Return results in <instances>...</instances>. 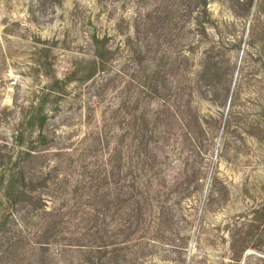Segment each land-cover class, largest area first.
<instances>
[{"label": "rangeland", "instance_id": "rangeland-1", "mask_svg": "<svg viewBox=\"0 0 264 264\" xmlns=\"http://www.w3.org/2000/svg\"><path fill=\"white\" fill-rule=\"evenodd\" d=\"M262 11V0H254L250 11L230 0H207L208 16L194 0H0V175L19 157L13 135L51 76L64 79L91 57L92 37L105 38L111 56L104 72L70 82L65 96L47 106L44 132L53 152H81L96 134L116 142L122 128H132V115L145 113L162 174L155 178L154 188L159 184L160 189L154 207L167 208L171 226L161 227L162 237L147 225L130 228L126 245L135 264H264ZM207 57L217 69L202 79ZM156 64L162 67L160 85L166 89L158 98L142 89L146 67ZM121 102L130 109L124 107L116 117L112 109ZM187 106L192 112L184 111ZM168 110L196 114L202 131L189 129L193 140L187 141L184 129L170 118L169 124L155 123L157 114L168 117ZM52 155L43 159L46 171L56 159L62 179L72 184L80 177L79 162ZM4 156H11L10 162ZM108 157L98 158L100 167ZM104 165L107 170L109 164ZM117 186L119 195L133 190L130 182ZM67 188L68 200L58 194L47 201V208L61 215L57 235L45 226L49 218L44 213L31 214L21 206L10 211L12 221L0 227V264H37L39 246L47 247L52 264L75 260L77 249L95 241L87 231L93 219L84 209L98 211L99 222L121 224L112 243L126 239L123 209L113 219L101 201L85 197L86 206L74 215L59 206L74 204L71 186ZM27 213L17 236L15 221Z\"/></svg>", "mask_w": 264, "mask_h": 264}, {"label": "trees", "instance_id": "trees-1", "mask_svg": "<svg viewBox=\"0 0 264 264\" xmlns=\"http://www.w3.org/2000/svg\"><path fill=\"white\" fill-rule=\"evenodd\" d=\"M232 4L235 2L239 5H244L250 11L254 0H230ZM264 5V0H262ZM194 6L208 16L207 13V0H194ZM264 11H262V14ZM92 55L89 59H84L80 66L74 67L64 79H58L51 76L50 83L46 89L41 92V96L34 106L30 115L25 117L19 124V128L15 131L12 139V146L17 148L19 157L14 159L8 173L4 176L0 175V189H1V207L2 212L0 215V227H4L9 221H12L11 210L17 206L27 208L34 213H44L49 218L45 220V226L52 232L53 235L59 234L60 230L57 227L62 224L61 215L55 209L47 208V201L53 200L55 196L63 197V200H68L70 191L67 186H71V193L73 194L70 199L74 202L73 205H59L60 209L73 210L74 215L82 212V208L86 206L83 203L85 197H94L96 202H102L104 208L109 211L111 218L114 219L115 215L122 209L124 210V218L126 222V230H130L135 225V228L141 225H147L150 229L154 228V233L159 237L164 235V226H171V218L167 214V208L162 204H157L154 207L158 194L159 184L157 189L158 177L162 174L159 170V154L156 148H153L151 141L154 135L149 130V122L147 121L146 114L142 112L141 115L133 118L132 115V128L129 130L121 129L117 133L116 142L108 139L106 135L96 134L93 140L81 152L71 150L70 153L53 152L52 142L47 138L44 127L47 124L49 110L47 106L50 103H55L59 98L65 96V88L72 81H89L97 74L104 72L108 66V61L111 52L106 46V39L93 36L91 39ZM138 58H142L141 52L138 53ZM140 61V65H141ZM211 58L207 57L202 63V71L199 77L202 79H210V71H215L216 65L211 64ZM161 65L156 64L151 68L146 67V80L142 84V89L146 94L158 98L163 91L160 82L161 79ZM161 84V85H160ZM130 103V100L128 101ZM127 102H121L119 105L112 109V112L117 117L124 107L130 106ZM192 112V108L187 106L184 111ZM173 114L168 110L164 117L162 114H157L155 123L161 120L169 124V118L175 123L179 124L181 130L184 129L183 137L189 141L193 140L189 129L198 132L202 131V121L198 116ZM161 117V118H160ZM218 129L222 124L217 123ZM112 146V147H111ZM111 147V148H110ZM51 152L54 157L69 156V161L72 163L79 162L81 168L80 177H76L75 181L70 184L67 178L63 179L59 173V160L53 162L50 168L46 171L44 168L45 154ZM109 155L106 162L109 164L107 170L102 163L99 166V157ZM114 155L111 161V156ZM10 162L11 156H4ZM56 169V170H55ZM134 176V177H132ZM184 177H187L184 175ZM117 179V183L112 181ZM131 180V181H130ZM155 180V181H153ZM164 180V179H163ZM165 181V180H164ZM129 183L133 188L127 191L126 194L119 195L120 189L117 186L120 183ZM174 182V184H173ZM172 186H177L178 182L173 181ZM110 184H116L114 189H108ZM180 184V183H179ZM135 190V192H134ZM80 192L78 196L76 194ZM53 196V197H51ZM124 197V198H122ZM115 199L116 203L111 206V201ZM111 206V207H110ZM66 207V208H65ZM84 215L93 219V224L87 231L93 236L95 240L93 246L77 249L79 251L75 260L66 262V264H135L133 254L129 253L130 246H127L128 238L132 232L127 233V237L119 244L112 243V238H116V231L119 228V223L105 224L104 219L98 221L99 212L96 210L84 209ZM29 213L21 216L16 222L19 228L17 236H21L20 230L25 227V220ZM77 217V216H75ZM14 222V220H13ZM12 237H7L11 240ZM45 244V243H44ZM247 247H243L240 251L239 258L243 256ZM37 264H52L48 249L46 246H39ZM128 251V252H127ZM14 253V252H13ZM20 255V252H18ZM132 255V256H131ZM64 258V257H63ZM260 260V259H259ZM28 264L32 262L27 260ZM36 264V263H34Z\"/></svg>", "mask_w": 264, "mask_h": 264}]
</instances>
